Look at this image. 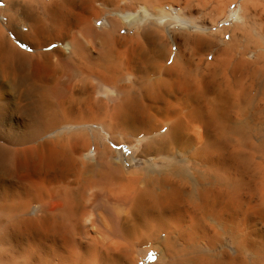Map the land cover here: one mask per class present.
<instances>
[{
	"label": "bare ground",
	"instance_id": "bare-ground-1",
	"mask_svg": "<svg viewBox=\"0 0 264 264\" xmlns=\"http://www.w3.org/2000/svg\"><path fill=\"white\" fill-rule=\"evenodd\" d=\"M200 1L0 0V264H264V0Z\"/></svg>",
	"mask_w": 264,
	"mask_h": 264
},
{
	"label": "rangeland",
	"instance_id": "rangeland-1",
	"mask_svg": "<svg viewBox=\"0 0 264 264\" xmlns=\"http://www.w3.org/2000/svg\"><path fill=\"white\" fill-rule=\"evenodd\" d=\"M196 1H199V0H196ZM207 1H208V3H207ZM207 1L204 0V5L202 4V0H201L200 2H198V3H199V4L201 3L200 6H202V8H203V6H204V8H203V9H204V13H207V15H208V13H209V15L211 14L210 16H212V15L214 14V12H212L214 2H213V0H212L211 3H210L211 0H207ZM211 4H212V5H211ZM262 5H264L263 2H261V5H260L259 8H258L259 11H262V9H263V6H262ZM261 8H262V9H261ZM229 9H232V6H230ZM209 15H208V16H209ZM102 22H103V21H99V22H97V24L100 25V24H102ZM123 32H124V31H123ZM227 38H229V37H227Z\"/></svg>",
	"mask_w": 264,
	"mask_h": 264
}]
</instances>
